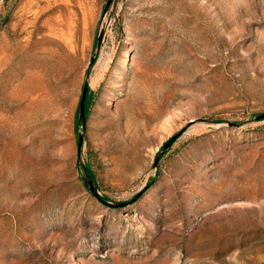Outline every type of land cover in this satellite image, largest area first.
Instances as JSON below:
<instances>
[{"label":"rangeland","instance_id":"rangeland-1","mask_svg":"<svg viewBox=\"0 0 264 264\" xmlns=\"http://www.w3.org/2000/svg\"><path fill=\"white\" fill-rule=\"evenodd\" d=\"M107 1L0 0V264H264V0Z\"/></svg>","mask_w":264,"mask_h":264},{"label":"water","instance_id":"water-1","mask_svg":"<svg viewBox=\"0 0 264 264\" xmlns=\"http://www.w3.org/2000/svg\"><path fill=\"white\" fill-rule=\"evenodd\" d=\"M114 2V0H108L107 1V4H106V7H105V11L104 13L107 14L110 6L112 5V3ZM101 35L99 36L98 38V43L100 44L101 43ZM89 75V73H88ZM88 91H89V85H88V81L86 82L85 84V88H84V94H83V98H82V101H81V106H80V116H81V119L82 121L85 123L86 121V98H87V95H88ZM258 120H264V114L263 115H260L257 117ZM178 136V135H177ZM176 136V137H177ZM173 138L166 146H165V149H167L173 142L174 140L176 139ZM83 147H84V135L83 134H80L79 136V158L81 159L82 158V152H83ZM159 159V157L157 158V160ZM82 167L84 169L85 172H87V167L82 164ZM84 181L88 184L89 186V190L90 192L102 203L104 204L105 206L111 208V209H123V208H126L127 206L131 205L132 203H134L136 200H138V198L140 197L137 196L132 202H129V203H110L106 200H104L97 192V189H96V186H95V183L90 179V177L88 175H86V177L84 178Z\"/></svg>","mask_w":264,"mask_h":264},{"label":"trees","instance_id":"trees-1","mask_svg":"<svg viewBox=\"0 0 264 264\" xmlns=\"http://www.w3.org/2000/svg\"><path fill=\"white\" fill-rule=\"evenodd\" d=\"M90 93H91V92H90ZM90 93H89V95H88V97H87V101H86V114H87V112H88V110H89V105H88V103H89ZM91 178H92V177H91Z\"/></svg>","mask_w":264,"mask_h":264}]
</instances>
